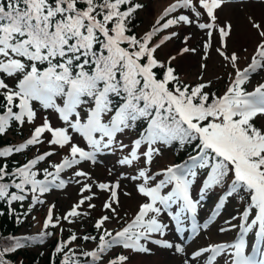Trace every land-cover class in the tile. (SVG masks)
<instances>
[{
  "label": "snow or ice",
  "instance_id": "1",
  "mask_svg": "<svg viewBox=\"0 0 264 264\" xmlns=\"http://www.w3.org/2000/svg\"><path fill=\"white\" fill-rule=\"evenodd\" d=\"M225 3L175 0L150 29L137 35L135 14L144 7L137 0H0V136L13 124L33 125L36 103L62 122L54 127L45 117L25 142L0 147V202L15 214L14 205L23 207L28 201L27 211L15 214L17 222H22L37 205L46 203L45 194L65 189L69 183L80 185V198L63 217H54L55 204L48 206L38 235L0 238V264H10L6 254L32 243L43 244L53 234L47 230L59 227L61 219L72 223L74 218L90 216L81 209L85 204L96 208L94 188L107 193L102 209L111 215L101 214L95 220L98 236L72 233L59 241L53 252L54 258L60 257L59 264H128L124 253L107 260L105 254L116 246L148 253V242L183 254L182 264H220L218 258L225 255L230 257L225 264H264V123H255L264 118V81L251 91L246 87L254 74L264 72V24L248 17L259 39L250 62L239 68L238 54L227 51L232 24L218 22L217 10ZM179 25H195L205 32L204 60L213 34L218 33L220 47L215 51L234 72L222 94L207 91L212 81L205 82L203 76L194 86L180 80L172 66L174 55L167 61L157 57V50L178 36L176 31L160 34ZM188 39L184 38L185 44ZM195 51L185 46L180 54ZM128 131L138 132L130 145L120 139ZM44 133L50 134L49 150L10 167L14 154L44 143ZM73 134L86 147L74 142ZM52 146L67 148L68 154L41 170L39 165L56 154ZM175 146L186 151V158L154 171L152 165L162 149ZM125 150L127 154L117 163L132 168L134 175L121 173L114 182L97 181L80 167L84 162L97 164L100 155ZM67 170L74 171L65 179L62 174ZM125 178L137 182L134 189L143 201L130 221L111 231L105 224L120 219V181ZM225 185L214 211L200 223L201 202L207 193ZM243 192L248 193L249 203L240 222H226L228 227L219 229H238L234 242L189 250L164 238L169 230L165 216L174 222L175 232L198 237L221 215L225 202ZM252 233L255 243L247 254L246 237ZM78 238L95 242L93 248L70 247Z\"/></svg>",
  "mask_w": 264,
  "mask_h": 264
},
{
  "label": "rangeland",
  "instance_id": "2",
  "mask_svg": "<svg viewBox=\"0 0 264 264\" xmlns=\"http://www.w3.org/2000/svg\"><path fill=\"white\" fill-rule=\"evenodd\" d=\"M143 1L144 7L140 10L139 14L141 24L138 27V31L140 34H142L144 30L149 29L151 25H153L155 21L164 13V11L175 2V0ZM178 11L186 12V10L183 9ZM217 15L219 18L218 22L221 25L226 23L232 24V33L230 38L227 40V51L228 53L236 52L238 54V67L243 69L250 62V58L255 51L256 44L259 39V37L256 35V30L253 29L249 24L248 17L252 16L258 22L264 24V0H226V3L217 10ZM171 31H176L178 36L162 45L161 48L157 50V57L160 60L167 61L169 56L174 55L176 59L172 61V66L176 68L177 73H179L185 81L197 84L200 82L199 77L203 76V80L205 82L209 80L212 81L210 87H218L219 94L223 93L226 90V86L230 80L229 74L231 73L234 77V72L230 66H226L227 62L224 61L223 58L220 57L215 51L217 47H220L218 33L213 34L212 47L209 49L208 59L204 60L203 43L208 40V37L204 31L200 30L195 25H179L167 30L162 35ZM185 37H189L187 44L184 42ZM185 46L189 47L190 49L194 48L196 51L181 55L180 49ZM201 64H205L206 67L201 68ZM258 81H264V72H258L253 75L250 82L246 84L248 90L251 91ZM45 117L51 121L54 127L62 126V122L58 119L56 113L52 112L51 110H44L41 107L38 109L37 119L34 124L39 126L42 124ZM256 121L257 125L259 124L260 126L261 123H264V118H258ZM28 127L29 126L27 124L26 129ZM47 134L50 136L49 133ZM73 135L74 142L80 144L82 147H86V144L82 138L78 137L76 134ZM135 136V134H127L125 136H121L120 139H122L124 143L130 145V141ZM52 147L56 148V146ZM58 152L64 154L67 153L68 150L67 148L63 150L56 148V153ZM125 154H127V150H125V152L117 151L115 154H103L98 156L97 164L93 165L91 162H84L80 167L90 172L94 180L114 182L116 179L120 178L121 173H125L128 176L135 174L132 168H129L128 166H121L117 163L118 159H120ZM169 162H173V153L169 148H164L162 149V155L156 158L152 168L154 171H158L160 167L166 166ZM109 170L112 172L111 175L108 174ZM73 171L74 170H67L62 174V176L65 179H68L72 176ZM120 182V205L117 209L120 213V219L113 218L105 224V227L113 231L119 230V228H121L124 223L130 221L138 210L139 204L143 201V198L140 197L134 189V185L137 182L131 181L127 178L122 179ZM198 185L199 184H197V186ZM197 186L193 189V196L195 198H198V193H196ZM79 187L80 185L69 183L65 189H55L50 194L44 196L43 198L45 199L46 203L44 205H37L31 211V213H29L27 218L28 222L23 226L20 233H38L43 226L49 205L55 204L56 206L53 210L54 217L64 216V214L70 210L71 206L75 204L80 198L78 194ZM93 190L97 193L96 198L92 201L96 204V208L88 209L87 205L85 204L81 209V211H89L91 215L74 218L72 223L61 219L60 226L55 228V236L64 234L67 235L65 237H68L70 235L68 234L69 229H73L74 233L78 237H82L83 235H86L85 232H87L89 227L95 229V220L98 219L101 214L111 215L102 209V204L107 197V193L100 192L96 188ZM124 192H131L132 195L125 196ZM88 194L89 193H85V195ZM215 197V193L209 192L207 193L205 199L201 202V206L198 209V221L200 223H202L205 217L212 210L211 204L213 203ZM240 210L241 208L237 203L236 197L230 198L225 202V207L222 209V213L216 219V221L210 225L207 230H204L197 238L190 241L187 239L189 233H176L173 230L167 216H165L164 221L165 223H169V230L167 231L164 238L168 239L174 244H181V246L189 250L190 248H195L198 246L203 247L217 242L229 241L236 233V229H232L228 232H221L219 229L222 227H228L226 222L238 224L240 222L238 220L240 216ZM33 216L36 217L35 220L32 219ZM233 217H237V219L234 220L232 219ZM94 243L95 242L93 241H83L82 239L78 238L77 241L73 243V245L78 247L79 245H82L87 249H92ZM146 246L151 249V251L148 253H135L131 250H125L118 246L113 248L105 256V260H107L109 257H114L117 254L124 253L129 256L128 264H182V260L184 259L183 254L176 253L172 249L158 248L149 244ZM43 248L44 245H41L39 247L29 249V251L37 254L40 253L41 249ZM225 256L223 258H225ZM223 258H218L220 264H222Z\"/></svg>",
  "mask_w": 264,
  "mask_h": 264
},
{
  "label": "trees",
  "instance_id": "3",
  "mask_svg": "<svg viewBox=\"0 0 264 264\" xmlns=\"http://www.w3.org/2000/svg\"><path fill=\"white\" fill-rule=\"evenodd\" d=\"M137 2L142 3L144 5V1L143 0H137ZM139 14H140V10L137 11L136 15V19L134 20V24L135 27L133 29V31L137 34V35H142L139 33L138 31V27L141 24L140 18H139ZM174 15V14H170ZM170 18V17H168ZM150 29V28H149ZM163 33H161L160 35H162ZM156 40L159 39V36L157 38H155ZM163 61V60H162ZM179 75L180 80L191 84V85H195L193 83H189L187 81L184 80V78H182L180 76L179 73H177ZM247 87V85H246ZM248 89V87H247ZM207 91L210 92H216L217 94H219V88L218 87H210L209 89H207ZM222 94V93H221ZM37 113H38V109L40 108L39 104L36 103L35 104ZM256 125H257V121H255ZM26 125L27 123L23 126V127H19L16 124H13L12 127L10 128V130L3 136H0V147H5V146H16L19 145L23 142L26 141V139L30 138L32 131L34 130V127L37 126L35 124L33 125H29L28 124V128L26 129ZM259 126V124L257 125ZM142 128H140L139 130H141ZM130 133H134L137 135V131H128L127 134ZM50 138V136H48L47 133L43 134L42 139L44 140V143L36 145V146H30L29 149L24 150L22 153H18V154H14L10 160L8 161L10 164V167L13 165V162H18L20 164H23L24 162H26L27 159L33 158L34 156L38 155V154H42L45 151L49 150V145L47 143V140ZM46 144V145H44ZM47 149V150H45ZM171 150V152L173 153V162H180V160L182 158H186V151L184 149L179 148L178 146L169 148ZM188 151H190V149H188ZM67 153H56L55 155H53L52 157L49 158V161L46 162H42L41 165H39V167L41 168V170L44 167H47L48 162H59L62 157L64 155H67ZM57 158H56V157ZM51 170V169H50ZM39 178H43L42 174ZM225 187V186H223ZM222 187V188H223ZM53 192V190L51 191ZM51 192L45 194L48 195ZM234 197H236L237 203L240 205V207H242L244 204H248L249 203V196L247 192H243V193H239L238 195H234ZM28 201L24 202V206L20 207L19 203H16L14 205L15 207V214H22L25 211H27L28 205H27ZM0 212H3V215H0V238L3 237H8V236H15V237H23V236H34V235H38L42 228L40 229V231L38 233L35 234H21L20 231L22 230L23 226L28 222L27 218L22 217V222H17V220L15 219V214H13L9 209H8V205L6 203L0 202ZM31 213V212H30ZM29 215V214H28ZM55 230L53 228H49L47 231L52 232L53 234L50 236H47L45 238V242L43 244H38V243H32L28 246H26L24 249H18L15 253H9L6 254V259L9 260L10 264H52V260L55 259L56 260V264H59V259L60 257H53V252L55 249V246L57 245V243L59 241L62 240H67L68 237H65L67 235L61 234L60 236H55ZM74 233L73 229H69L68 234H72ZM86 235H96L98 236L99 233H96V230L93 228H90L87 230V232H85ZM0 242H2V240H0ZM74 243V242H73ZM41 245H44V248L41 249L40 253H33L31 251H29V249H32L34 247H39ZM70 247L80 250V249H84V250H91V249H87L86 247L79 245L75 246V245H70ZM41 253H43V255H41ZM108 254V253H107ZM105 254V256L107 255ZM83 259V258H82ZM90 260V258H88Z\"/></svg>",
  "mask_w": 264,
  "mask_h": 264
}]
</instances>
